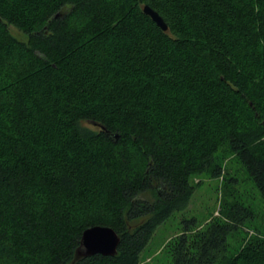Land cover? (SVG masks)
<instances>
[{
  "label": "trees",
  "instance_id": "obj_1",
  "mask_svg": "<svg viewBox=\"0 0 264 264\" xmlns=\"http://www.w3.org/2000/svg\"><path fill=\"white\" fill-rule=\"evenodd\" d=\"M223 147L264 198V0H0V264H140ZM252 219L225 201L168 264H264L228 252ZM94 225L116 254L76 258Z\"/></svg>",
  "mask_w": 264,
  "mask_h": 264
},
{
  "label": "rangeland",
  "instance_id": "obj_2",
  "mask_svg": "<svg viewBox=\"0 0 264 264\" xmlns=\"http://www.w3.org/2000/svg\"><path fill=\"white\" fill-rule=\"evenodd\" d=\"M8 28L17 39L26 41L25 34L17 28L11 25ZM216 161L223 167L221 176L213 178L208 173H203L192 178V183L197 187L188 205L182 210L175 211L158 226L142 251L140 264L170 263L167 246L182 233L184 226H192L195 222L189 234L204 229L214 218L221 217L225 201H239L253 211V219L245 222L233 236H229V254H236L241 245L253 236L264 235V198L245 168L226 147L216 154ZM139 197L150 200L152 198L150 194Z\"/></svg>",
  "mask_w": 264,
  "mask_h": 264
},
{
  "label": "water",
  "instance_id": "obj_3",
  "mask_svg": "<svg viewBox=\"0 0 264 264\" xmlns=\"http://www.w3.org/2000/svg\"><path fill=\"white\" fill-rule=\"evenodd\" d=\"M143 12L148 15L152 21L156 23L162 30L167 29V25L163 18L153 10L150 6L144 5ZM99 125L101 129H105L104 125ZM119 236L113 228L109 226L94 225L86 228L80 237V244L75 252V257L91 256L95 254L114 256L117 252Z\"/></svg>",
  "mask_w": 264,
  "mask_h": 264
}]
</instances>
